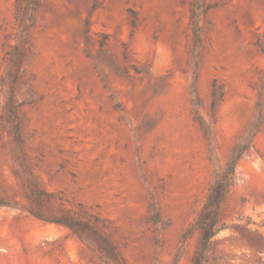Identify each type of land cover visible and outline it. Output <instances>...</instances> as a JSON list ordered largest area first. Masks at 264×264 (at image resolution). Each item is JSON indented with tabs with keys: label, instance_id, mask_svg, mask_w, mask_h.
<instances>
[{
	"label": "rangeland",
	"instance_id": "374dc122",
	"mask_svg": "<svg viewBox=\"0 0 264 264\" xmlns=\"http://www.w3.org/2000/svg\"><path fill=\"white\" fill-rule=\"evenodd\" d=\"M257 125L200 264H264V0H0V264H196Z\"/></svg>",
	"mask_w": 264,
	"mask_h": 264
},
{
	"label": "trees",
	"instance_id": "16d2710c",
	"mask_svg": "<svg viewBox=\"0 0 264 264\" xmlns=\"http://www.w3.org/2000/svg\"><path fill=\"white\" fill-rule=\"evenodd\" d=\"M257 128L258 125L250 131L248 140L241 142L234 147L224 168L215 169L214 180L209 187L203 207L199 211L195 221L184 233L185 241L196 231L201 233V248L197 251L195 257L196 264L201 263L204 251L208 247L211 239L226 227V221L223 219V208L236 183V165L246 148L251 146V140ZM30 212L34 216L44 218L39 211L31 209ZM60 222L67 224L72 229L76 230L80 236H83L78 229V223H75L72 219H64L62 221L60 220Z\"/></svg>",
	"mask_w": 264,
	"mask_h": 264
}]
</instances>
